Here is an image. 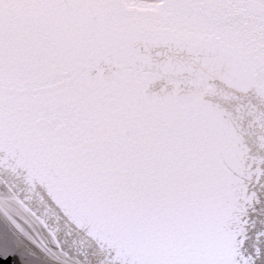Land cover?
I'll use <instances>...</instances> for the list:
<instances>
[{
	"label": "snow or ice",
	"instance_id": "6c2138e0",
	"mask_svg": "<svg viewBox=\"0 0 264 264\" xmlns=\"http://www.w3.org/2000/svg\"><path fill=\"white\" fill-rule=\"evenodd\" d=\"M0 166L108 264H264V0H0ZM53 235L0 186L2 264Z\"/></svg>",
	"mask_w": 264,
	"mask_h": 264
},
{
	"label": "water",
	"instance_id": "95a60500",
	"mask_svg": "<svg viewBox=\"0 0 264 264\" xmlns=\"http://www.w3.org/2000/svg\"><path fill=\"white\" fill-rule=\"evenodd\" d=\"M141 47L143 48V45ZM150 47L152 55L168 51L166 48L155 45ZM216 88L218 92L212 97V102L229 112L235 111L241 102L231 97V94L225 90L223 82L217 81ZM5 185H15L18 190L23 191L25 199L48 221L51 232L54 233L53 236L45 237L51 249L50 255L28 256L25 264H108V258L86 230H81L70 217L64 214L63 209L50 200L46 187L40 186L29 190L7 167L0 166V186ZM254 219L264 221V204L257 206ZM57 237L62 246L60 248L55 247ZM248 243L251 247L253 241L249 240Z\"/></svg>",
	"mask_w": 264,
	"mask_h": 264
}]
</instances>
